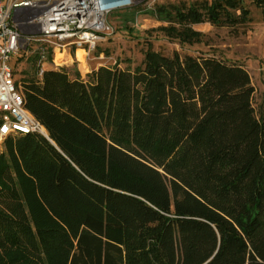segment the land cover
I'll use <instances>...</instances> for the list:
<instances>
[{"label":"trees","instance_id":"obj_1","mask_svg":"<svg viewBox=\"0 0 264 264\" xmlns=\"http://www.w3.org/2000/svg\"><path fill=\"white\" fill-rule=\"evenodd\" d=\"M252 5L264 15V0L158 12L236 29ZM250 79L215 56L149 49L132 71L24 80L51 140L2 144L0 264H264V115Z\"/></svg>","mask_w":264,"mask_h":264},{"label":"rangeland","instance_id":"obj_2","mask_svg":"<svg viewBox=\"0 0 264 264\" xmlns=\"http://www.w3.org/2000/svg\"><path fill=\"white\" fill-rule=\"evenodd\" d=\"M194 3L204 0H156L144 6L111 14L108 19V31L97 48L79 64L75 51L65 56L62 68L72 73H80L84 78L93 69L101 66L120 67L135 70L145 59L150 49L155 52L173 56L175 53L193 56H215L232 64H238L249 72L255 89L254 107L258 115H264V15L254 5L253 22L233 29L214 26L210 23L195 25L184 29L179 23L169 22L160 15L158 7L167 4ZM188 33H185L187 32ZM196 33L197 35H191ZM48 46L35 43L28 53L14 59L17 81L39 78L42 68L52 69L48 63L54 58L53 51L48 52V59L40 62L42 50ZM62 68H60L62 70ZM3 144V143H2ZM2 149V145L0 146Z\"/></svg>","mask_w":264,"mask_h":264},{"label":"built area","instance_id":"obj_3","mask_svg":"<svg viewBox=\"0 0 264 264\" xmlns=\"http://www.w3.org/2000/svg\"><path fill=\"white\" fill-rule=\"evenodd\" d=\"M156 0H0V146L8 138L30 134L48 137L46 128L27 109L14 59L41 43L40 62L60 69L57 56L80 50L85 60L108 31V17ZM71 56V54H70ZM72 57V56H71ZM46 69L42 68L39 77Z\"/></svg>","mask_w":264,"mask_h":264},{"label":"bare ground","instance_id":"obj_4","mask_svg":"<svg viewBox=\"0 0 264 264\" xmlns=\"http://www.w3.org/2000/svg\"><path fill=\"white\" fill-rule=\"evenodd\" d=\"M78 59L79 61L81 62V65L84 66V64L86 63L85 62V52L83 50H80L79 53H78ZM58 62H62V63H65V56L64 55H58L57 56V59H56Z\"/></svg>","mask_w":264,"mask_h":264},{"label":"water","instance_id":"obj_5","mask_svg":"<svg viewBox=\"0 0 264 264\" xmlns=\"http://www.w3.org/2000/svg\"><path fill=\"white\" fill-rule=\"evenodd\" d=\"M46 138L49 139V140H51L50 137H49V135H48V137H46ZM214 257H215V255H214V256H213L208 262H210ZM208 262H207V263H208ZM207 263H206V264H207Z\"/></svg>","mask_w":264,"mask_h":264}]
</instances>
